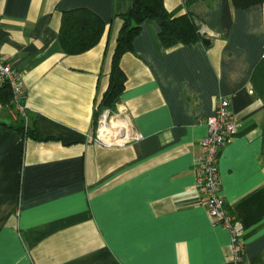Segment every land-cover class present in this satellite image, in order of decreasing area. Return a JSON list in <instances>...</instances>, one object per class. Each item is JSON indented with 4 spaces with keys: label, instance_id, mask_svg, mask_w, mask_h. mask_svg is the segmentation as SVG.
<instances>
[{
    "label": "crops",
    "instance_id": "0c3cea01",
    "mask_svg": "<svg viewBox=\"0 0 264 264\" xmlns=\"http://www.w3.org/2000/svg\"><path fill=\"white\" fill-rule=\"evenodd\" d=\"M133 2L0 0V56L25 86V115L0 101V264H231L230 232L196 186L218 96L237 123L220 152V192L244 262L264 264V3L164 0L210 43L167 48L145 20L119 59L124 89L106 119L118 131L106 140L98 104ZM80 7L105 28L95 46L66 54L62 12Z\"/></svg>",
    "mask_w": 264,
    "mask_h": 264
},
{
    "label": "trees",
    "instance_id": "16d2710c",
    "mask_svg": "<svg viewBox=\"0 0 264 264\" xmlns=\"http://www.w3.org/2000/svg\"><path fill=\"white\" fill-rule=\"evenodd\" d=\"M235 8L244 9L264 0H230ZM122 20L116 45L113 51L109 73L108 88L103 94L98 107L114 110L119 96L124 89L125 75L119 66L122 54L132 50V42L141 29L145 20L154 21L158 28V36L162 45H189L202 40L200 24L196 23L190 14L175 17L169 16L164 0H134L131 9L119 16ZM105 25L101 18L87 8H74L62 12L59 28V39L66 54H78L95 46L102 37ZM10 88L7 83L0 85V101L9 103ZM99 111L97 115H99ZM97 120L95 119V124ZM10 128H12L10 126ZM26 136L38 138L34 131L24 126L15 128ZM235 224V223H234Z\"/></svg>",
    "mask_w": 264,
    "mask_h": 264
},
{
    "label": "built area",
    "instance_id": "2783aa9c",
    "mask_svg": "<svg viewBox=\"0 0 264 264\" xmlns=\"http://www.w3.org/2000/svg\"><path fill=\"white\" fill-rule=\"evenodd\" d=\"M201 34L205 33V27L201 24ZM7 83L10 88L11 98L8 105L22 115H25V107L22 99L25 95V86L20 74L0 56V85ZM109 115L107 109L101 111L98 118L99 127L102 120L106 123ZM207 133L201 139V156L196 164V183L203 198L199 201L205 206L207 213L214 224L221 225L229 230L231 235L232 257L231 264H246L244 262V242L234 225L235 218L225 208L224 198L220 192L218 161L221 148L234 134L237 123L234 114L230 110V100L218 96L215 100L213 111L206 119Z\"/></svg>",
    "mask_w": 264,
    "mask_h": 264
},
{
    "label": "bare ground",
    "instance_id": "6f19581e",
    "mask_svg": "<svg viewBox=\"0 0 264 264\" xmlns=\"http://www.w3.org/2000/svg\"><path fill=\"white\" fill-rule=\"evenodd\" d=\"M103 122H104V118H103V120H102V123H103ZM113 123H115V121L112 122V123H109V122L105 123V125H106V126H109V127L106 128L107 130H103V131H101V130H102V128H103L104 126H103V124H101V127H100V129H99V134H100V136H101L102 138H104V139L107 140V139H109V135H110V133H113V132L118 131L116 128H114ZM109 140H110V139H109Z\"/></svg>",
    "mask_w": 264,
    "mask_h": 264
},
{
    "label": "water",
    "instance_id": "95a60500",
    "mask_svg": "<svg viewBox=\"0 0 264 264\" xmlns=\"http://www.w3.org/2000/svg\"><path fill=\"white\" fill-rule=\"evenodd\" d=\"M202 42L207 45L210 43V40L208 38L203 37Z\"/></svg>",
    "mask_w": 264,
    "mask_h": 264
},
{
    "label": "rangeland",
    "instance_id": "374dc122",
    "mask_svg": "<svg viewBox=\"0 0 264 264\" xmlns=\"http://www.w3.org/2000/svg\"><path fill=\"white\" fill-rule=\"evenodd\" d=\"M100 113H101V111H99ZM99 116H100V114H99ZM99 118V117H98ZM103 124V128H102V130L101 131H103V130H107L106 128H107V126L105 125V123H102Z\"/></svg>",
    "mask_w": 264,
    "mask_h": 264
}]
</instances>
